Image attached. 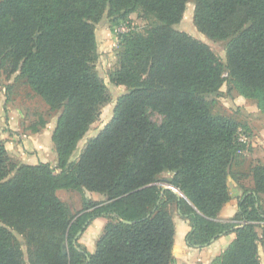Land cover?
Returning a JSON list of instances; mask_svg holds the SVG:
<instances>
[{
	"label": "trees",
	"instance_id": "trees-1",
	"mask_svg": "<svg viewBox=\"0 0 264 264\" xmlns=\"http://www.w3.org/2000/svg\"><path fill=\"white\" fill-rule=\"evenodd\" d=\"M190 2L198 29L227 43L226 66L206 44L174 29ZM139 10L159 24L121 34L120 66L110 81L126 91L73 163L107 101L96 72L97 27L111 24L115 32ZM3 65L61 114L52 137L56 166L15 165L0 144V264H175L171 206L190 222V248L236 234L214 264H261L264 163L251 165L254 187L244 189L234 220L220 221L229 179L248 176L235 171L246 145L239 123L214 114L211 104L227 73L238 93L264 110V0H0ZM152 113L163 116L161 124ZM166 172L171 178L162 181ZM61 190L106 201L84 199L74 215ZM97 219L106 225L90 253L81 239Z\"/></svg>",
	"mask_w": 264,
	"mask_h": 264
},
{
	"label": "rangeland",
	"instance_id": "rangeland-1",
	"mask_svg": "<svg viewBox=\"0 0 264 264\" xmlns=\"http://www.w3.org/2000/svg\"><path fill=\"white\" fill-rule=\"evenodd\" d=\"M158 24L159 22L153 16L146 15L142 10H139L131 16L130 21H123L120 25L114 27L124 28L122 33L117 34L112 31L111 24L102 23L98 25L99 59L96 72L106 85L107 101L101 107L99 118L91 125L89 132L79 143L71 159L73 163L78 162L89 142L110 122L117 99L126 91L125 87L117 86L110 81V76L120 66L121 34H144L148 28L155 27ZM174 29L206 44L220 62L224 66L227 65V43L211 40L198 29L195 22V4L193 2L187 5L183 20L180 24L174 26ZM224 76L225 84L222 86L218 97L211 104V108L214 114L232 118L240 125L239 137L245 143L246 148L243 152L244 163L235 171L242 174L248 170L250 171L251 165L264 160V141L262 139L264 110L260 109L258 102L241 96L234 88L227 73ZM60 114L61 111H51L46 102L31 90L19 72L13 71L12 66L3 65L0 68V144L5 145V142L1 139L4 134H7L9 138L5 147H8L6 149L9 155L17 156L21 154V157H23V154H25L27 156L26 162L33 163L36 162L34 159L39 157L41 149L45 157L51 161V154H47L48 147L46 149V145L48 146L50 143L51 147H54L52 137ZM151 119L153 122L161 124L163 116L152 113ZM252 141L255 142L256 146ZM254 152L257 153V161ZM13 163L15 165L22 164L18 160H13ZM12 175L14 174L12 173ZM61 192L60 199L65 202L74 215L82 210L84 199H93V194L87 191L61 190ZM177 192L181 195L178 190ZM170 209H174V207L171 206ZM98 240L94 241L91 236H87L81 239V243L91 253L95 251ZM260 260L264 264L263 254H261Z\"/></svg>",
	"mask_w": 264,
	"mask_h": 264
},
{
	"label": "crops",
	"instance_id": "crops-1",
	"mask_svg": "<svg viewBox=\"0 0 264 264\" xmlns=\"http://www.w3.org/2000/svg\"><path fill=\"white\" fill-rule=\"evenodd\" d=\"M9 136L7 134H4L2 136V141L5 142V145L7 146V140ZM264 141V132L263 137ZM51 141V139H50ZM258 141V139H257ZM253 142V141H252ZM255 144V142H253ZM53 146V144H52ZM256 146V144H255ZM48 147V153L51 154L52 160L46 158L44 155V152L40 149L39 157H36L34 160L36 162H26L27 156L23 154V157H21V154H18L17 156L10 155L11 158L14 160H18L19 162L23 164L28 165H37L38 163H50L51 165L56 166L57 165V154L55 152L54 147H51V144L49 143L48 146L46 145V149ZM8 149V147H6ZM38 150V149H37ZM255 155L256 161L257 153H253ZM262 160V159H261ZM264 163V160L260 161ZM248 175L247 178L241 179L239 182H235L232 179H229L228 186L230 191V200L229 202L224 206L222 212L219 215V220L223 222H229L233 221L236 215L238 214V204L244 194V189L251 190L254 187L253 178L251 176L250 171H246V173H242ZM171 178V173L166 172L162 173L160 175V179L162 181ZM163 189L166 188L169 190H172L175 194L180 195L177 192V189L172 188L169 185H166L165 183H161ZM71 191V190H70ZM65 192V191H62ZM61 191L58 192V196L60 198V195L62 193ZM88 192V191H87ZM91 193V192H89ZM93 194V201L97 202H104L106 201V197L104 195H101L99 193H91ZM264 200V197H263ZM170 214L172 216L173 221L176 225V236H175V242L174 247L172 251V255L174 258L175 264H214V262L217 260L219 256H221L225 250L231 245V243L236 239V234L233 233L230 236H224L220 238L218 241H216L212 246L208 248L198 249V248H190L188 247L186 243V236L191 230L190 222L184 218H182L176 208L170 210ZM106 225V221L104 219H97L95 220L91 226H90V234L94 241H97L100 236L104 233V228ZM97 230V231H96ZM89 237V236H88ZM95 245V244H94ZM92 251L91 253H93ZM263 254L264 256V246L260 245L259 247V256ZM263 264V263H261Z\"/></svg>",
	"mask_w": 264,
	"mask_h": 264
},
{
	"label": "built area",
	"instance_id": "built-area-1",
	"mask_svg": "<svg viewBox=\"0 0 264 264\" xmlns=\"http://www.w3.org/2000/svg\"><path fill=\"white\" fill-rule=\"evenodd\" d=\"M124 31V28H116L115 33H122Z\"/></svg>",
	"mask_w": 264,
	"mask_h": 264
},
{
	"label": "water",
	"instance_id": "water-1",
	"mask_svg": "<svg viewBox=\"0 0 264 264\" xmlns=\"http://www.w3.org/2000/svg\"><path fill=\"white\" fill-rule=\"evenodd\" d=\"M166 190V188H164V191ZM128 224H130V222H127Z\"/></svg>",
	"mask_w": 264,
	"mask_h": 264
}]
</instances>
